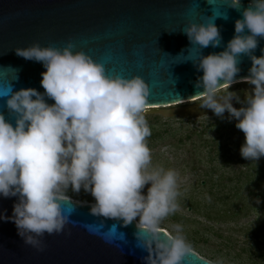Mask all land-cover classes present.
<instances>
[{
    "label": "clouds",
    "instance_id": "clouds-1",
    "mask_svg": "<svg viewBox=\"0 0 264 264\" xmlns=\"http://www.w3.org/2000/svg\"><path fill=\"white\" fill-rule=\"evenodd\" d=\"M228 8L242 18L223 51L201 54L193 63L203 72L195 87L203 89L200 107L218 118L227 112L236 121L245 137L240 155L256 162L264 157V48L254 55L264 40V0H250L246 8L241 0H229ZM214 21L190 23L182 31L200 50L217 48L222 37ZM15 52L42 64L44 92L12 91L5 102L12 120L0 113V197L17 199L12 216L0 214V220L14 223L23 243L43 252L45 234H60L69 223L62 211L67 192L83 190L95 201L91 215L123 226L135 222L138 247L148 253L143 264H185L193 249L182 227H162L176 212L180 192L176 171L152 163L148 84L139 76L107 74L104 64L74 51L71 42L63 48L35 43ZM245 56L251 67L237 81ZM234 83L253 86L243 101L229 91ZM233 101L243 106L237 109Z\"/></svg>",
    "mask_w": 264,
    "mask_h": 264
},
{
    "label": "water",
    "instance_id": "water-1",
    "mask_svg": "<svg viewBox=\"0 0 264 264\" xmlns=\"http://www.w3.org/2000/svg\"><path fill=\"white\" fill-rule=\"evenodd\" d=\"M229 0H0V113L12 120L6 99L12 91L33 88L43 93L41 63L16 55V48L35 43L41 47L83 51L104 64L107 74L141 77L149 86L148 115L164 119H199L215 116L199 106L203 89L195 87L203 75L193 63L200 55L223 51L234 36L239 12ZM246 8L250 0H241ZM224 16L228 18L223 19ZM215 20V21H214ZM214 21L222 46L200 50L191 45L183 29L190 23ZM260 40L254 55H261ZM235 78L248 76L251 61L242 57ZM17 77V78H16ZM242 101L244 91H234ZM53 103V101H47ZM239 108L240 103L233 101ZM191 105H185L189 104ZM195 103V104H192ZM14 122V121H13ZM15 197H0V214L12 216ZM91 204L69 198L62 205L69 223L60 234L43 238V252L25 245L14 223L0 220V264H143L148 255L138 247L135 222L90 214ZM214 264L193 252L185 264Z\"/></svg>",
    "mask_w": 264,
    "mask_h": 264
},
{
    "label": "rangeland",
    "instance_id": "rangeland-1",
    "mask_svg": "<svg viewBox=\"0 0 264 264\" xmlns=\"http://www.w3.org/2000/svg\"><path fill=\"white\" fill-rule=\"evenodd\" d=\"M252 87L237 83L229 91L242 90L245 99ZM233 107L240 108L234 102ZM162 119L168 121L162 126L165 138L151 151L152 163L176 171L180 192L176 212L162 223L164 230L180 225L193 251L214 264H264V178L240 155L245 137L236 121L227 112L223 118ZM217 120H225L220 132L214 130ZM231 122L233 127L227 126ZM258 162L264 166V157L253 163ZM67 196L95 202L83 190H69Z\"/></svg>",
    "mask_w": 264,
    "mask_h": 264
},
{
    "label": "trees",
    "instance_id": "trees-1",
    "mask_svg": "<svg viewBox=\"0 0 264 264\" xmlns=\"http://www.w3.org/2000/svg\"><path fill=\"white\" fill-rule=\"evenodd\" d=\"M145 118L148 122L150 129H151V136L147 138V145H148L149 149L152 151L155 148L156 144L165 138V133L162 130V126L163 125L165 126L167 124L165 122H168V121H163L162 117H160V116H148V115H146ZM222 123L225 125V120H217V122L214 125V130L216 129L218 132H220L221 128L224 127V125H222ZM231 124L234 125V123L231 122L227 126L233 127V125H231ZM194 134H196V133H194ZM200 134L206 135L207 133L201 132ZM167 135H169V134H167ZM187 138L190 140L196 139L195 137L193 138V135H190V136L188 135ZM200 141H202V139H200ZM200 141H199V145L202 146ZM197 142L198 141H195L194 143H197ZM235 151H236V149H235ZM236 152H238V151H236ZM243 160L245 161V159H243ZM245 162L247 164L249 163L248 160ZM251 163H252V165H254L252 170H255L256 173L259 175V177L264 178V166H262L259 162L258 163L251 162ZM78 200L83 202V200H81V199H78ZM89 203H95V202H89Z\"/></svg>",
    "mask_w": 264,
    "mask_h": 264
},
{
    "label": "flooded vegetation",
    "instance_id": "flooded-vegetation-1",
    "mask_svg": "<svg viewBox=\"0 0 264 264\" xmlns=\"http://www.w3.org/2000/svg\"><path fill=\"white\" fill-rule=\"evenodd\" d=\"M234 92V91H233ZM244 96V95H243ZM243 96H242V101L244 100V98H243ZM236 105V104H235Z\"/></svg>",
    "mask_w": 264,
    "mask_h": 264
},
{
    "label": "bare ground",
    "instance_id": "bare-ground-1",
    "mask_svg": "<svg viewBox=\"0 0 264 264\" xmlns=\"http://www.w3.org/2000/svg\"><path fill=\"white\" fill-rule=\"evenodd\" d=\"M235 84H237V83H234L233 85H235ZM233 85H232V86H233Z\"/></svg>",
    "mask_w": 264,
    "mask_h": 264
},
{
    "label": "built area",
    "instance_id": "built-area-1",
    "mask_svg": "<svg viewBox=\"0 0 264 264\" xmlns=\"http://www.w3.org/2000/svg\"><path fill=\"white\" fill-rule=\"evenodd\" d=\"M194 252V251H193Z\"/></svg>",
    "mask_w": 264,
    "mask_h": 264
}]
</instances>
